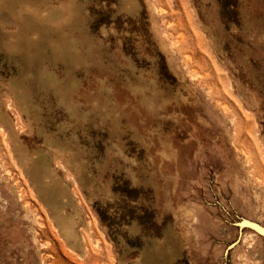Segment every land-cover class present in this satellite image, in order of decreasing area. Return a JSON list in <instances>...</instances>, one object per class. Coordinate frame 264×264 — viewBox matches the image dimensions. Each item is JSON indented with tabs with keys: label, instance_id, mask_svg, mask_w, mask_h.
<instances>
[{
	"label": "rangeland",
	"instance_id": "obj_1",
	"mask_svg": "<svg viewBox=\"0 0 264 264\" xmlns=\"http://www.w3.org/2000/svg\"><path fill=\"white\" fill-rule=\"evenodd\" d=\"M248 222L264 0H0V264H264Z\"/></svg>",
	"mask_w": 264,
	"mask_h": 264
},
{
	"label": "bare ground",
	"instance_id": "obj_2",
	"mask_svg": "<svg viewBox=\"0 0 264 264\" xmlns=\"http://www.w3.org/2000/svg\"><path fill=\"white\" fill-rule=\"evenodd\" d=\"M252 222V221H251ZM250 223V222H248ZM250 228L254 229L257 233H260L261 234V229H264L263 226H261L260 224L254 222V223H250L248 224ZM262 235V234H261ZM264 236V235H263Z\"/></svg>",
	"mask_w": 264,
	"mask_h": 264
},
{
	"label": "snow or ice",
	"instance_id": "obj_3",
	"mask_svg": "<svg viewBox=\"0 0 264 264\" xmlns=\"http://www.w3.org/2000/svg\"><path fill=\"white\" fill-rule=\"evenodd\" d=\"M260 231H261V234L264 235V229H261Z\"/></svg>",
	"mask_w": 264,
	"mask_h": 264
}]
</instances>
